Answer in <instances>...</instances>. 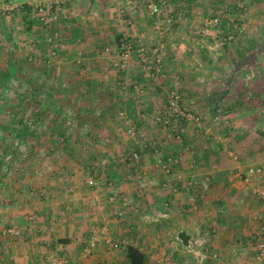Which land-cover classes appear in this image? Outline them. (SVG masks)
Here are the masks:
<instances>
[{
  "label": "crops",
  "instance_id": "0c3cea01",
  "mask_svg": "<svg viewBox=\"0 0 264 264\" xmlns=\"http://www.w3.org/2000/svg\"><path fill=\"white\" fill-rule=\"evenodd\" d=\"M14 1L19 8L0 18V98L6 96L7 81L18 80L25 87L17 93L31 98L23 110L35 107L40 118L33 133L21 137L11 117L0 115L3 134L12 133L0 139V151L10 149L14 164L7 174L0 170V229L27 231L10 245L0 242V264H43L49 248L72 259L94 227L121 244L113 256L105 252L110 248L99 247L91 264H126V246L140 249L150 264H175L176 255L160 256L158 238L174 235L177 241L180 231L190 240L211 235L206 249L218 259L207 264H255L252 235L264 215V178L244 180L250 167H264V0H245L242 35L211 52L207 43L194 41L207 12L201 0H189L181 26L168 28L140 13L129 29L118 24L113 0H76L71 18L50 28L30 10L25 19L26 0ZM125 31L145 55L160 39L167 43L159 76L142 69L137 53L124 69L116 68L117 39ZM170 89L180 91L182 109L200 116L207 133L182 123L178 141L142 118L163 106ZM14 109L1 111L13 114ZM65 110L73 113L69 128ZM122 111L156 143L157 152L147 150L140 161H131L135 145L117 118ZM57 136L65 138L64 146ZM157 157L176 160L171 176L154 170ZM93 165L103 181L90 189L85 179ZM138 174L152 181L145 191L138 187ZM188 180L195 184L193 191ZM32 188L36 194L30 197ZM122 200L133 207L121 210ZM156 215L165 217L144 220Z\"/></svg>",
  "mask_w": 264,
  "mask_h": 264
},
{
  "label": "built area",
  "instance_id": "2783aa9c",
  "mask_svg": "<svg viewBox=\"0 0 264 264\" xmlns=\"http://www.w3.org/2000/svg\"><path fill=\"white\" fill-rule=\"evenodd\" d=\"M76 0H26V4L30 8L31 15L44 27L50 28L58 25L62 21L69 20L72 15V7ZM116 4L117 22L122 27L129 29L134 25V19L138 14H143L144 17L151 21L157 22L165 27L172 28L181 26L185 22V15L189 9V0H180L179 5H172L167 0H113ZM207 7L206 14L201 18L195 39L199 44L207 43V50L213 51L221 45H229L236 41L242 35L247 21V5L245 0H232L224 5H219L218 0H201ZM19 8L14 0H4L0 4V18H10L11 15ZM172 48L174 43H169ZM167 47V43L160 39L155 47L145 55L144 48L136 47L127 32H123L116 44V68L122 70L126 67L129 58L137 53L142 62V69L154 78L159 76L161 69L159 66V57ZM51 57L54 58L56 53L52 50ZM136 91L143 94V89L139 87ZM182 95L178 89H170L164 96V104L161 108L153 110L148 114H143L142 118L149 117L156 127L166 133L168 137L181 140L180 125L182 123L191 124L194 128L207 133L204 127L203 119L191 112L185 111L181 107ZM36 111L32 114L26 113L22 117V122L28 128L34 129L38 121L36 119ZM117 118L125 125V132L135 145V149L131 152L129 158L132 162L140 161L141 154L147 150L157 152V146L154 141L148 139L144 131L130 124L127 115L124 111L119 112ZM73 123V113L70 110L64 112V125L71 126ZM58 142L64 144V137L57 138ZM14 148L18 147V143H14ZM6 163H12V154H7L4 157ZM105 164V161H103ZM101 163V165H103ZM176 160L172 157L155 159L153 168L165 177L172 175ZM195 161H192V166ZM98 165H93L85 179V184L88 188H97L103 181L102 173ZM252 178H264V167H250L248 175L245 178L246 183H250ZM137 180L139 189L145 191L152 185V181H148L145 177L138 174ZM167 183L162 186L166 187ZM188 189L194 190L195 184L192 180L186 183ZM206 187V186H205ZM172 192H176L177 188H171ZM43 194V191H40ZM36 194L35 189L29 191V196L33 197ZM198 194L192 195V209H196V199ZM133 206L127 200L120 202L121 210H128ZM164 215H156L150 218H144L147 223H156ZM31 221V219H29ZM26 231L16 228H4L0 230V239L14 240L25 234ZM252 243L254 248L253 261L255 264H264V215L258 219V226L254 235H252ZM120 242L116 241L105 230L99 228H91L86 240L78 252L79 260H86L102 246L110 249H119ZM196 264H203L206 260H215L217 254L208 253L205 242L201 239L189 240L188 247L185 248ZM73 258L62 253L57 248H49L47 256L43 264H70Z\"/></svg>",
  "mask_w": 264,
  "mask_h": 264
},
{
  "label": "rangeland",
  "instance_id": "374dc122",
  "mask_svg": "<svg viewBox=\"0 0 264 264\" xmlns=\"http://www.w3.org/2000/svg\"><path fill=\"white\" fill-rule=\"evenodd\" d=\"M23 87H25V86L22 85V83L20 81H18V80L7 81V85L5 86V89L3 91L6 96L0 98V105H1L0 106V115L1 116H4V118H5L7 116L8 117L9 116L12 117V115H15L16 114L17 116L23 117L26 113H29L30 112V114H32L35 111V109H36L35 107L31 108L32 110L31 109H29V110H23V107H25L26 102H27V100H26L27 97H24V96H21L20 95L21 93L24 92V90H23L24 88ZM18 91H19L20 94L17 93ZM12 102L15 105L12 106ZM9 106L11 108H15L14 109V112H12L13 114H11V113H7V114L5 113L4 114L3 112L4 111L5 112L8 111V109L10 108ZM1 109H3L4 111H1ZM35 114H36L37 121H39V118H40L39 112L36 111ZM4 118L1 117V119H4ZM63 119H64V117H63ZM69 127H71V126H69ZM10 135H12V133H9L8 135H6V134H3V130L0 129V139L3 138V137L10 136ZM58 137H60V136H57V138ZM57 138H56V141H57L58 145L59 146H64L65 145V142H64V144H61V143L58 142ZM7 146H9V145H7ZM12 146H13V144H12ZM17 148L18 149L21 148L19 144H18V147H16L15 149H17ZM20 152L25 153L26 152V149H22V151H20ZM9 153L12 154L13 152L10 149H7L6 148L4 151L2 150L1 156H0V158L2 159L1 160L2 162L0 161V170L2 169V172H4L5 174L9 173V170H12L14 168L13 162L12 163H6L4 161L5 155H7ZM12 161H13V156H12ZM150 217H152V216H150ZM4 228H9V227H4ZM4 228H1L0 230H3ZM10 228H14V227H10ZM16 229H18V228H16ZM160 236L161 237L158 238V244L159 245L157 247L159 249V252L161 254L160 255L161 257H162V253H163V257L167 256L168 254H172L173 256L176 255L175 256V259L176 260L174 259V261H173L175 264H177V262H181L182 264H196V261L194 260V258L190 254L187 253L186 249L184 247L180 248V243L178 241L174 240V235H160ZM210 236L211 235H204V236L203 235H199V236L196 235V236H194V238L192 239V241L193 240L201 239V240H203L205 242V247L207 248V241H208V238ZM14 240H11V241L9 240L8 241V240L0 239V242L2 241V242H5V243H9V245H10V243L14 242ZM172 242H175V244L172 245L171 244ZM83 243H82V245H83ZM75 251H78V249H76ZM105 252L108 253V256H111V255L113 256L114 255V250L113 249H111V250L105 249ZM208 253H210V252L208 251ZM153 254L154 255L155 254L157 255V252H154ZM213 254H216V253H213ZM91 257L92 256H90L86 260H79L78 259V253H76L75 255L72 256L73 261H74V264H83L84 262L89 261L91 259ZM217 259L211 260V261H217ZM171 260L172 259L170 257V259H169V262L170 263H172ZM90 261H91V262H89L90 264L93 263V259H91ZM104 263H106V262H104Z\"/></svg>",
  "mask_w": 264,
  "mask_h": 264
},
{
  "label": "trees",
  "instance_id": "16d2710c",
  "mask_svg": "<svg viewBox=\"0 0 264 264\" xmlns=\"http://www.w3.org/2000/svg\"><path fill=\"white\" fill-rule=\"evenodd\" d=\"M23 9L26 12L25 16H24L25 19H26L27 15H28L27 13L30 10V8L26 4V6H24ZM25 23L27 24L28 22L26 21ZM119 39H117V43H118ZM26 100H27V102H26L25 106L28 107V105L31 104L30 103L31 98L29 96H27ZM10 121L15 123V126H16L15 127V133H16L15 135H19L21 137H26L27 135L33 133V131L36 129V127H34V129H31V128H28L27 126H25L23 124V122H22V117L21 116H17L16 114L12 115V117L10 118ZM6 132H7V134H9L10 130L9 131L6 130ZM123 252H124V257L126 258V261H127L126 264H150L149 258L140 249H138L136 247L126 246V247L123 248ZM208 261H209V259L206 260L203 264H207ZM177 264H182V263L181 262H177Z\"/></svg>",
  "mask_w": 264,
  "mask_h": 264
},
{
  "label": "water",
  "instance_id": "95a60500",
  "mask_svg": "<svg viewBox=\"0 0 264 264\" xmlns=\"http://www.w3.org/2000/svg\"><path fill=\"white\" fill-rule=\"evenodd\" d=\"M177 241L182 247L186 248L189 245L190 236L184 231H180L176 236Z\"/></svg>",
  "mask_w": 264,
  "mask_h": 264
}]
</instances>
